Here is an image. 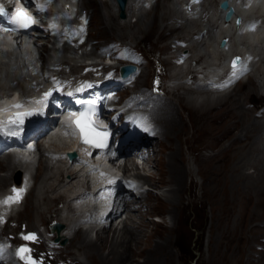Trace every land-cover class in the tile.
Masks as SVG:
<instances>
[{
  "label": "rangeland",
  "instance_id": "1",
  "mask_svg": "<svg viewBox=\"0 0 264 264\" xmlns=\"http://www.w3.org/2000/svg\"><path fill=\"white\" fill-rule=\"evenodd\" d=\"M150 2V4H153V0H150ZM216 2L217 0H203L200 3L201 9H207L205 12L206 18L201 20L185 18L177 4V0H159L152 8L151 5L149 7L141 6L140 0H129L128 10L123 18L118 16L114 0H76L74 5L78 8H86L89 12V33L87 41L83 42V46L74 47L71 52H67L66 49L63 50L65 52H62L60 49L61 44L57 43L54 47L52 39L48 37L47 39L42 38L41 43L36 46L34 44L31 45L28 40V44L38 52L36 57L40 73L48 68L49 62L56 65L54 62L61 60L66 63L62 64L64 70L68 68L71 69V72L79 71L81 63L85 61L91 59L102 60L96 55L82 54L81 50L84 45L87 50H93L94 52V49L101 42L112 39L133 44L142 50L145 55V64L137 75L134 84L135 88L149 85L155 64L161 66L160 61L166 64L165 77L167 79L164 80V83H167L166 86L170 85V87L161 94V98L151 97L149 108L153 112L163 105L165 100H170L178 111L174 115L178 116L175 118L179 121L178 124L181 126V131L184 128L188 131L187 135H179L181 142L174 137L170 143L171 146L178 144L181 147L182 152L176 163L187 170L182 177V183L185 186L184 192L182 191L180 196L185 205L181 213L183 220L181 226L176 231L169 230L172 225L171 216L163 208L162 198L156 197L157 195L164 196L169 194L167 192L169 184H163L165 182L163 181L164 174L161 171L168 170L165 165V159L169 155V150L165 147L161 150L162 146L168 141L159 135L157 139H164L163 144L159 145V141L156 140L153 146L156 148L153 154L154 157L152 156V159L143 168L141 167L142 164H138L137 167L139 171L142 169L146 171L143 173V177L155 182L154 184L148 183L147 185L150 188L144 190L150 191V193L147 198L143 196L140 199L141 203H146V205L140 207L146 213L143 215L144 212H142L143 216L138 218V220L142 219L150 223V227L146 228L149 231H155L150 238L153 243L162 240L164 235L174 239L175 242L168 244L167 248L163 247L158 251L150 248L153 249L154 256L152 255V259L154 260L149 264L155 262V264H264V33L260 34L256 40L254 39L255 44L253 45L246 41L247 38H244L245 32L242 36H231L230 29L226 27L224 31L219 33V35L225 34L228 36L230 42L229 50L231 49V52L247 48L254 53L255 60L247 75L248 77L246 76L238 84L230 88L227 91L229 92L227 96L233 97L235 106H240V108L244 106L249 110L247 114H241L235 110L232 116L238 122H242V118L250 119L252 117L255 122L260 123L256 118L261 119L263 121L260 129L247 139L244 135H237L240 133L237 129L239 126H237L233 130H236L237 134H230V136L222 140L226 125L221 122V114L223 111L226 114L229 113L231 108L224 107L221 109V107L225 103H232L233 99L218 102L212 105L209 112H204L201 115L198 110L190 108L192 103L199 105L203 99L215 100L221 96L207 90L202 84H196L198 80H203L202 71L207 68H218V64L221 63L225 54L229 52V50L224 52L218 49V36L215 37L212 30V28L216 27L215 19L218 16L215 8ZM156 14L161 28L153 29L149 32L146 31L150 20ZM165 24L173 27L168 29ZM198 28H204L205 32L199 40H194L190 37V34L191 31H195ZM174 37L188 39L187 51L189 57L185 63L178 66L172 64L173 58L170 56V50H173V48L169 46V41ZM43 43L44 47L42 48ZM8 52H0V93L31 91L35 84L32 79L26 78V72L24 71V66H22L23 57L18 51H14L11 54H8ZM164 72L163 70L161 73L164 74ZM173 73L176 75L170 79V75ZM185 74L191 79L185 78ZM252 86L263 96V99L258 101L248 100L250 92L246 91L245 95L243 92L246 89H251ZM180 96L185 97L184 101H181ZM227 96H225L226 99L228 98ZM189 100L192 102H188ZM259 104L260 107H257ZM151 114L152 116L154 115L153 113ZM180 118L181 120H179ZM156 121L159 123L158 120ZM196 125L199 130L195 131L196 139H193V145L198 146V148L194 152L191 151L189 153L188 145L185 144L186 138L192 136ZM162 128L161 124L158 125L159 131ZM249 129L252 130V128ZM174 132L175 130L173 129L172 133ZM48 138L51 139V137ZM236 139L243 145L239 146V144H236L235 149L229 153L231 159L228 161V156L224 160L222 156L224 149L230 141L234 142ZM153 141L154 139H151V142ZM211 141H216V145H212ZM54 144L60 146L64 145L65 142L62 140L58 142L49 140L46 141L45 147L53 149L55 148ZM217 150H219V154L216 158H203V156L209 154H201L208 151L213 153ZM198 155L200 160L197 168L191 158ZM15 156V161L17 159L20 164H14L15 167H18V170L12 173L11 169L7 171L0 169V177L12 174L13 177L17 178L21 174L19 169L25 170V167H29L26 173L30 178L31 187L23 204L12 215L10 225H13L16 221L18 223L25 221L28 228H36L42 225L41 222L48 224L51 219L57 220L61 224L58 229L59 232L63 231L65 235L58 239L63 248L61 252H66L72 257V264H92L87 251H83L82 248L79 249L78 245L80 244L76 242V237L72 238L76 230L71 232L68 229V225L71 222L76 229L78 227L85 229L86 233L83 232L87 241L90 239L97 241L95 239L98 233L102 232H95L96 227L100 223L98 219L97 221L79 220L81 210L90 209L86 204L80 205L77 211H71L70 209L74 199L72 197L77 195L81 182L86 181V175L83 174L84 171L78 170L79 172L77 173L80 174L77 176L78 179L68 181L69 175L66 172L63 171L61 175L58 174L62 170L61 168L65 169L68 165L62 161L49 162V159L48 164H46L44 160L46 154L39 147L29 152L30 161H21L19 156ZM160 158L162 160L161 164H159ZM41 161L43 162L42 174L37 177L36 174ZM125 170H128V168ZM256 172L260 173L262 179ZM59 176L61 180H58L60 179ZM191 180L196 183V187L195 189L193 187V189L197 201L194 204H189L191 203V197H194ZM129 207L137 208L138 202L129 203ZM48 209L49 211H47ZM122 211L125 212V209H120L110 217V228L106 229V232L101 233L107 235L108 239L122 234L121 228H119ZM134 212L138 213L137 211ZM120 213L121 215L118 216ZM115 225L116 227L113 228ZM132 227L135 230L138 229L133 225ZM140 230H143V228ZM97 242L101 246L96 251L97 255L101 254L99 257L102 259L103 256L104 259V255L108 254V247L102 246L103 243L101 244V241ZM148 255L144 251L141 256L134 257L133 261L134 263L138 261L142 264ZM106 259H108L106 260L108 262L111 261L109 257Z\"/></svg>",
  "mask_w": 264,
  "mask_h": 264
},
{
  "label": "bare ground",
  "instance_id": "2",
  "mask_svg": "<svg viewBox=\"0 0 264 264\" xmlns=\"http://www.w3.org/2000/svg\"><path fill=\"white\" fill-rule=\"evenodd\" d=\"M158 1L159 0H154L153 4H151V8ZM230 3L234 5L235 11L240 13V14H242V15H244V14L250 15L251 12H255V11H264V0H244V2L242 4H240L239 2L237 4V3L234 2V0H230ZM83 4H85V3L83 2ZM128 4H129V0H127L125 11L128 10ZM244 5H247V7L244 8L243 7ZM249 24L250 23H248L246 28H245L246 31H243L241 34L242 35L245 34L244 38H248V39H249V36L254 35L256 37L255 38V40H256L257 37L260 34H262V29L259 28L260 25H257V27L255 28L254 31L248 30L247 27H248ZM165 25H167V24H165ZM166 27H168V29H171L173 26L167 25ZM158 28H161V25L159 23V18H158L157 14H156L150 20L148 29H146V31L149 32V31H152L153 29H158ZM224 30L225 29H222L220 31V33L222 31H224ZM226 30H228V29H226ZM218 36L220 37L221 35H218ZM231 36H232V34H231ZM86 41H87V39H86ZM54 43H57L56 39H53V41H52L53 46H54ZM83 44L79 45L78 47L83 46ZM0 46L3 47L1 51H3V52L9 51L8 54L14 53L13 48H12V43H10V41L5 37V35H2L0 37ZM43 47H44V43L42 44V48ZM24 48H25V54H28L29 53L28 46L24 45ZM60 49L62 50V52H65V51H63L64 49H66L67 52L73 51V48L70 45H68L67 43H65V42L61 43ZM230 50L227 53L231 55L233 52H231ZM233 50H235V49H233ZM86 52L90 53V52H93V50H87L86 46L84 45V47L82 49V53L84 54ZM47 61H49V60H47ZM61 63L62 64H66L65 61H63V60H62ZM86 63H88V62H86ZM49 64H50V62H49ZM55 64H59V63L57 62ZM22 66H24V64ZM240 81L241 80H238L234 85L238 84ZM227 91L219 92V94L217 93L216 95H221V96H219L215 100H211V99L207 98V99H203L200 102L199 105H195L194 103H192L191 104L192 106H190V108H192L193 110H198L199 111L198 113L200 115L202 113H204V112H209V110H211L210 108L212 107V105H214V104H216L218 102H221L223 100L224 101H228L229 99H233V97H228L227 96V93H229ZM246 91L250 92V96L248 97V100H250V101L251 100H257L258 101V100L263 99V96L260 93H258V91L253 86H252L251 89H246L243 92V94ZM224 95L227 96L228 98L226 99V97ZM179 98H181V101H184V99H185L184 96H180ZM190 101L191 100H189L188 102H190ZM0 102L4 103V104L7 103L9 105L17 104L15 99H10L8 97L1 98ZM234 103H235V101L233 99L232 103H225L221 107V109L224 108V107L231 108L229 113L226 114V112L223 111V113L221 114L222 115L221 122L226 125L225 126V133L222 136V140L227 138L228 136H230V134L231 135L234 134V133L237 134L236 130L233 131L234 129H236L237 126H239L237 129H238V131H240V133L237 134V135H239V136L244 135L248 139L251 134L256 133L260 129L261 122L263 121L261 119L256 118V120L260 122V123H257V122H255L254 118L250 117V119H248V118L243 119L242 118V122L241 121L238 122L235 119V117L232 116L233 111L237 110L236 112H240L241 114H243V113L247 114V113H249V110L246 107H244V106H242L243 108H240V106H235ZM159 105H161V104H159ZM179 106H181V104H179ZM175 112H178L176 107H175V105L172 104L171 101L168 100V99L164 101L163 105L159 106L155 111L151 112V113L154 114L153 115L154 117L152 116L153 121L157 125L161 124L162 127H163L159 131V135H161L162 138H164L165 140L168 141V143L163 145L162 149H161V150H163L164 147H165L166 149L169 150V155L166 156V159H165L166 160L165 161V165L168 167V170H166V171L161 170V171H162V174H164L163 175L164 176L163 177V181H165V182L163 184H166V185L169 184V187H167V192L169 194H166L164 196L157 195L156 197H161L162 198V203H163L162 206H163V208H165V210L171 216L172 225L170 226V229H169L171 231H174V230L176 231L177 229H179V227L181 226V224L183 222L182 217H181V213L183 211L185 203L182 202V199H181L180 196H181V193H182V191L184 189V186H185V185L183 186V183H182L183 178L182 177H183L184 172L187 171L184 168H182L181 166H178L177 163H176L177 159L180 158L179 157L180 153L182 152L181 147L178 144L177 145H173V146L170 145L172 138L175 137L177 140H179V135H187L188 134V131L184 127H183L184 128L183 131H181L182 130L181 126L178 124L179 121H178V119L176 120V118L178 116L174 115ZM263 117H264V112H263ZM156 120H158L160 124ZM179 120H181V118ZM195 127H194V130H193L192 136H190L189 138H186V143L184 142L185 144L188 145V152L189 153H191V151L194 152L198 148V146H194L193 145V139H196L195 131L199 130V127L197 125ZM249 128H252V130L249 129ZM173 129L175 130L174 133H172ZM56 135L54 134L55 137L58 136V135L57 136ZM162 138L160 140H158L157 138H153L154 141L153 142L150 141V145L153 148V151H152L151 154H149L144 159L142 158V166H141L142 168L150 159H152V156L154 157L153 154H154V151L156 150V148H154L153 146L155 145L156 140L159 141L158 142L159 145L163 144L164 139H162ZM179 142H181V141L179 140ZM211 143L214 146L216 145V141H211ZM236 144H239V146L243 145V144H240L239 141L236 139L234 142L230 141V143L227 144L228 147L226 146L225 149L223 148L224 152H223L222 156H223L224 160L229 156V153L231 152V150L235 149ZM54 147L55 148H59L60 147L62 149H65L68 146L65 143L64 145H60V146H58L57 144H54ZM212 150H214V149H212ZM201 154H205V155L209 154L207 156H203L202 155L203 158H206V157L207 158H216L218 156V154H219V150H217V151H215L213 153H210L208 151L207 153H201ZM14 157H16V156L14 154L10 153V152H5L4 154H2L0 156V169L1 170L4 169L5 171L11 169L12 173H13V171L18 170V167H15L14 164L15 163L19 164V161L17 159L15 161ZM48 158L49 157L47 155L44 157V160L46 161V164H48ZM230 159H231V157L229 156L227 158V160L229 161ZM191 160L193 161V163L196 164V166L198 168L200 156L199 155L196 156V157L192 156ZM157 162H158V160H157ZM126 163H130L132 165V168L135 170V174H138V176H140L143 179H145L148 183H152V184L155 183L154 181H152V180L150 181V179H147V178L143 177V173H140V171L137 169L138 164L134 161L133 157H130L129 161L124 162V167H122V170L126 169V166H125ZM161 163H162V160L160 158L159 159V164H161ZM156 164L158 165V163H156ZM185 164H186V162H185ZM25 168L26 169L24 171L28 172L27 169L29 167L28 168L25 167ZM42 169H43V162L41 161L40 162V166L38 167V173L36 174L37 177H39L42 174ZM61 169L62 170L60 172H58V174L61 175L63 171L66 172L69 175V178L67 179L69 181V180H77L78 179L77 176L80 175L77 172H79L78 170H83V167L77 168V167L71 166L69 164L67 167H65V169H63V168H61ZM87 170L91 171L94 175H96L98 173L99 169L92 168V166H87ZM256 173H258V172H256ZM9 174H11V173H9ZM190 174H191V171H190ZM258 174L260 175V173H258ZM94 175H92V176L94 177ZM168 175H169V178H168ZM260 177L262 179L261 175H260ZM12 178H13L12 174L10 176L6 175V176H3V177H0V190H2L5 186L13 183V182H10V180H12ZM58 180H61V177ZM191 181H192V184H191L192 185V194L194 195V197L193 198L191 197V199H190L191 203H189V202L188 203L189 204H194L197 201L195 193H194V189L196 187V183L193 180H191ZM186 185H187V183H186ZM193 187H194V189H193ZM29 191H28L26 197L28 196ZM149 193H150V191H136L135 193H131V192L126 191L125 194L129 195L127 198H125L124 197L125 195H123L121 193H119V194H117L115 196V199H114V202H113L114 207L110 211H108V213L106 214V218H108L109 216H112L113 214H115L120 209H125V212H123V211L121 212L122 216L120 217L121 220H120V227L119 228H121L120 230L122 231V234H120V236L118 234V236H116V237L112 236L110 239L107 238V235L101 234L102 232H106V229L110 228L109 227L110 220L108 222H106L105 224H103L102 226H97L96 227L97 229L95 230V232L102 231L101 233H98V236H97V238L95 240L101 241V244L103 243L102 246H106L109 249V250L107 249L108 254L104 255L105 262H104L103 256H102V259H101V257H99V255H101V254L97 255L96 251L99 250V248L101 247V246L98 245V242L97 241H93L91 239L89 241H87L86 240V236H85L86 230L82 229L80 227H78V229H76V231L74 232L72 238L74 239V237H76V239H77L76 242H78V244H80V245H78L79 249L82 248L83 251L84 250L87 251L89 258H91L90 260H91L92 264H111V263H113V264H140L138 261L134 263L133 260H134V257H136L138 255L141 256L144 253V251L147 252L149 255L147 256V259L142 264H149V263H152V261L154 260V259H152V255L154 254L153 251H152L153 249L154 250L156 249V251H158L159 249H162L163 247L167 248L170 245V243L175 242L174 239L168 237L167 235H164L162 240H158V241H155L153 243L152 241H150V238L155 233V231H149L146 228V227L149 226L150 223L147 222V221H143L142 219L138 220V218H141L146 213L145 211H142V209H140V207L146 205L145 202L141 203L140 199L143 196H145V198H147ZM132 202H138V207L137 208L129 207V203H132ZM47 211H49V209ZM134 211H137L138 213L136 214V212H134ZM142 212H144L143 215H142ZM121 213L118 216H120ZM127 214H128V216H127ZM100 216H101V214H98V216H93L94 217L93 221H95V219L97 217L99 218ZM121 224H122V227H121ZM132 225L137 227L139 230L141 228H143V230H140V231L138 229L135 230L132 227ZM115 227H116V225L113 228H115ZM140 232H143V233H140ZM57 237L59 239L61 237H64V235H63L62 232H58L56 238ZM150 248H153V249H150ZM136 250H138L137 251L138 255L136 253ZM108 257L111 259L110 262L106 261V260H108V259H106ZM126 260H128V261L126 262ZM155 263H153V264H155Z\"/></svg>",
  "mask_w": 264,
  "mask_h": 264
},
{
  "label": "snow or ice",
  "instance_id": "3",
  "mask_svg": "<svg viewBox=\"0 0 264 264\" xmlns=\"http://www.w3.org/2000/svg\"><path fill=\"white\" fill-rule=\"evenodd\" d=\"M28 0H25V6H27ZM42 7V6H41ZM0 17H7V25H0V31H14L21 32L26 31L31 28L37 21L33 18L32 15H29L24 9L20 6V0H17V7L12 11V14L8 15V10L3 6H0ZM50 27H55V25H50ZM236 58L232 61L233 69L237 66ZM111 75V74H109ZM91 87L92 85H87ZM56 89H50L48 92L43 94L42 100L36 101V103L46 106L48 102V98L52 95V92ZM82 89L78 88L76 91H81ZM69 96L73 95V93H68ZM77 103H82L81 101H77ZM87 107L80 111L79 118L73 121L75 125V129L80 133V142L83 144H88L94 148H106L108 132L107 130L99 131L97 130L95 124L91 121L90 116L96 114V100L88 101ZM13 107H22L21 104H15ZM43 112V108L33 109L28 112L16 113L13 116L9 117L6 121H0V135H9V136H18L22 131L25 123V118L34 115L35 113ZM147 130V129H146ZM103 175V173L101 174ZM109 183H114V181H110ZM14 196L7 197L3 203H9L10 201H18L20 198V194L23 189L19 191L15 188L12 189ZM24 240H34V234L24 235L22 237ZM30 249L24 246H21L17 249V255L20 256L22 260L26 261V264H36L35 261L32 260L30 256H25L24 254L30 253Z\"/></svg>",
  "mask_w": 264,
  "mask_h": 264
},
{
  "label": "water",
  "instance_id": "4",
  "mask_svg": "<svg viewBox=\"0 0 264 264\" xmlns=\"http://www.w3.org/2000/svg\"><path fill=\"white\" fill-rule=\"evenodd\" d=\"M115 2L117 3V6H118V15H119L120 17H122V16L124 15V4H125V0H115ZM218 5H219L221 8L224 9V14H223L224 18H225V19L229 18L230 15H231V13H232V11H233V8H232L231 5H229V4L227 3V0H219ZM238 19H239V16H235V23L238 22ZM224 41H225V39H224V38H221V39L219 40V45L223 44ZM236 58H238L237 55L233 56V57L230 59V62H229V63L232 64V61H233L234 59H236ZM125 67H127L128 69H133V68H134L133 65L123 66V67H122V70H123V71H122V74H125V73L127 72V70H128V69L124 70ZM68 155L71 157V156L73 155V153L69 152Z\"/></svg>",
  "mask_w": 264,
  "mask_h": 264
}]
</instances>
